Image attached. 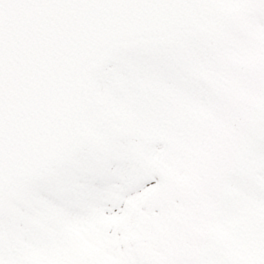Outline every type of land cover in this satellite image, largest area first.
<instances>
[{"label":"snow or ice","instance_id":"snow-or-ice-1","mask_svg":"<svg viewBox=\"0 0 264 264\" xmlns=\"http://www.w3.org/2000/svg\"><path fill=\"white\" fill-rule=\"evenodd\" d=\"M0 264H264V0H0Z\"/></svg>","mask_w":264,"mask_h":264}]
</instances>
